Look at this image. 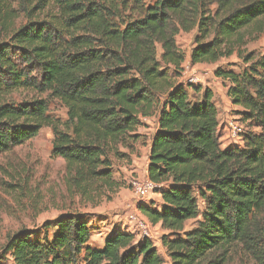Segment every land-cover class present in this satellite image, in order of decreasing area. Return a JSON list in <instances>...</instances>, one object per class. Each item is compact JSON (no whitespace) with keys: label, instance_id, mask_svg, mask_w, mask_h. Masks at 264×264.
<instances>
[{"label":"trees","instance_id":"trees-1","mask_svg":"<svg viewBox=\"0 0 264 264\" xmlns=\"http://www.w3.org/2000/svg\"><path fill=\"white\" fill-rule=\"evenodd\" d=\"M263 18L264 0H0V95L36 93L0 102V154L51 127L69 188L95 200L123 185L114 157L129 158L142 118L157 115L148 177L162 201L139 209L166 231L171 264H228L237 248L264 264V54L244 56L240 73L215 71L243 120L259 128L240 145H222L213 92L192 100V84L176 79L186 59L180 33L196 31L193 64L216 63L245 29H263ZM50 99L65 106V120L50 114ZM88 217L60 214L44 222L43 237L15 232L0 264L7 255L11 264H164L149 238L131 233L114 230L102 248L92 246Z\"/></svg>","mask_w":264,"mask_h":264},{"label":"rangeland","instance_id":"rangeland-1","mask_svg":"<svg viewBox=\"0 0 264 264\" xmlns=\"http://www.w3.org/2000/svg\"><path fill=\"white\" fill-rule=\"evenodd\" d=\"M157 0H143L146 6L153 5ZM24 20L23 16L19 20ZM264 26V18L262 19ZM260 24V23H259ZM196 31L182 32L177 37L179 48L185 52L183 69L176 76L177 81L183 82L188 88L190 98L199 100L203 98L205 89L213 92V100L219 110L220 138L223 146L229 144L240 145L237 134L243 136L246 132H259V128L253 122L243 120L239 111L241 107L232 103L228 95V84L223 78L216 75L218 67L232 70L236 73L242 72L248 67L244 56L249 55L254 60L264 54V27L252 26L243 31L242 42L236 41L234 53L229 57H223L216 63L191 62L190 54L195 46L194 36ZM162 49L158 46V55ZM174 75V71L171 70ZM193 79V80H191ZM198 88H202L200 91ZM36 93L26 89H16L9 94L0 95V102L29 99ZM46 96V95H44ZM49 112L53 116L65 120L67 110L65 106L55 99L49 101ZM155 118L147 120L141 126L142 138L136 143L135 149L127 159L114 157V177L123 185L114 193L106 189V193L97 196L95 200H89L70 189L66 182V163L60 156H53L54 133L51 127L42 128L37 135L26 140L23 144L15 146L8 152L0 154V255L8 238L15 232L26 229L37 232V236H44L45 230L42 225L60 214L67 212H86L91 225L90 243L96 247L102 245L104 238L111 230L127 225L128 233L134 234L135 239H142L137 224L128 222L129 212H138L139 202L129 182L134 176L139 177V171L146 168L148 158V147L153 136ZM236 126V131H233ZM129 152L128 149L122 148ZM140 168V169H138ZM143 168V169H141ZM110 198V199H108ZM159 196L151 195L146 202L152 200L159 203ZM200 209L204 204L199 201ZM146 218V217H144ZM147 219V218H146ZM151 221V220H149ZM259 221L264 225V212ZM194 220H189L186 227L189 229L194 225ZM127 223V224H126ZM154 237L151 240L157 247L159 253L164 257V264H171V259L162 244V234L157 224H154ZM166 232V231H165ZM53 229L49 230V236ZM36 236V235H34ZM11 264L10 255L2 261ZM83 264V263H80ZM228 264H255L250 254L242 248L233 250L232 259Z\"/></svg>","mask_w":264,"mask_h":264},{"label":"built area","instance_id":"built-area-1","mask_svg":"<svg viewBox=\"0 0 264 264\" xmlns=\"http://www.w3.org/2000/svg\"><path fill=\"white\" fill-rule=\"evenodd\" d=\"M193 80V79H191ZM237 127L233 126V131H236ZM240 144L243 143V136L237 134ZM238 144V143H237ZM129 187L134 193L135 197L140 200L139 202H146L151 195L156 194L155 191L156 184L147 176V177H136L131 178L129 182ZM146 200V201H145ZM138 212H129L127 216V220L129 224L135 222L137 224L138 231L142 238L153 239V226L154 224L149 221L150 219L141 211ZM146 217V218H144Z\"/></svg>","mask_w":264,"mask_h":264},{"label":"crops","instance_id":"crops-1","mask_svg":"<svg viewBox=\"0 0 264 264\" xmlns=\"http://www.w3.org/2000/svg\"><path fill=\"white\" fill-rule=\"evenodd\" d=\"M201 99H202V98H201ZM199 100H200V99H199ZM151 118H155V119H156V122H155L156 125H154V128H151V129H150V130H153V129H154V132H153V135H154L155 131H156L157 128H158V116H157V115L150 116V117H143V118H142V125H143V123L146 124V123H147V120H149V119H151ZM142 125H141V126H142ZM141 126H139L138 131H137V132L140 133V134H141V131H139V130L141 129ZM219 133H220V128H219ZM151 140H152V139H151ZM150 144H151V142H150ZM150 144H149V147H148V158H147V162H146V168H145V169L141 168V169H143V170H142V171H141V170L139 171V176H140V177H147V176H148V165H149V150H150ZM138 169H140V168H138ZM156 195L159 196L158 200L161 202V201H162V196H161V194H160V193H156ZM126 217H127V216H126ZM126 224H127V223H126ZM157 227L160 229L161 234L165 233V230L162 228V226H161L160 223L157 224ZM114 230L122 231V232H127V233H128V231H127V225H122L120 228H115V229L111 230V232H110L109 234H107L106 237H107L108 235H110ZM106 237H105V238H106ZM105 238H104V240H103L102 245H99V246H96V247H98V248H102V247L104 246Z\"/></svg>","mask_w":264,"mask_h":264}]
</instances>
